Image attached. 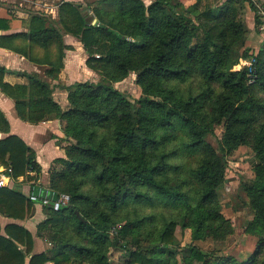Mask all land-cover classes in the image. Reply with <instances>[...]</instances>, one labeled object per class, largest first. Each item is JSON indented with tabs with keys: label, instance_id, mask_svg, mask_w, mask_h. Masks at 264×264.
I'll use <instances>...</instances> for the list:
<instances>
[{
	"label": "trees",
	"instance_id": "trees-1",
	"mask_svg": "<svg viewBox=\"0 0 264 264\" xmlns=\"http://www.w3.org/2000/svg\"><path fill=\"white\" fill-rule=\"evenodd\" d=\"M201 1L188 10L173 0H96L93 8L85 4L94 24L80 4L62 2L55 25L28 19L23 36L45 55L18 52L47 65L44 77L25 74L26 84L10 85L0 68V90L24 122L37 124L50 114L65 121L63 132L73 143L65 140L49 183L70 203L57 212L45 207L36 236L50 247L41 253H32L33 235L26 228L5 226L0 264H112L110 249L118 251L120 264H177V225L205 239L228 233L217 191L226 156L241 145L253 152L252 177L240 186L252 211L246 231L261 235L257 250L239 262L191 248L182 264H264V41L255 52L244 47L247 28L238 14L245 0L198 10ZM63 34L78 39L85 65L100 75L97 82L63 86L67 110L53 100L48 81L63 68ZM250 58L252 72L233 70ZM131 72L141 89L133 102L111 85ZM222 123L215 149L206 136ZM0 125L8 129L1 113ZM0 164L10 166L16 179L40 171L33 150L16 136L0 139ZM17 189L0 188V214L23 220L33 203ZM156 249L168 258L151 255Z\"/></svg>",
	"mask_w": 264,
	"mask_h": 264
},
{
	"label": "crops",
	"instance_id": "crops-1",
	"mask_svg": "<svg viewBox=\"0 0 264 264\" xmlns=\"http://www.w3.org/2000/svg\"><path fill=\"white\" fill-rule=\"evenodd\" d=\"M82 1L0 0V68L7 70V73L3 76L5 83L10 85L26 84L28 79L25 74H38L44 77L47 65L36 64L18 52L24 51L30 53L38 59L43 58L45 55L43 49L35 44H31L23 36L28 32V19L31 16L42 17L53 25L58 17V6L62 2L79 5ZM258 1L264 4V0ZM83 7L86 8V5H83ZM246 9L248 10L246 17L247 27L252 28L254 27L253 23L255 21L252 19L253 15H250L251 11L247 8V3ZM18 34L21 35L14 37ZM62 37L64 45L68 47L64 51L63 68L60 70L57 80L48 81L52 87L53 100L58 103L62 110H67V91L63 86H69L76 82H96L100 79V75L85 65L87 54L78 39L67 34H63ZM256 43L254 40L249 46H256ZM53 51L54 49H51L50 53ZM0 113L4 116L8 124L7 130L4 126L0 125V139L8 136H16L21 139L33 150L35 162L40 170L38 173L29 170L28 177L30 179L27 176H20L17 179L13 178L14 183L12 187L16 186L23 198L29 201L27 196L28 192L37 194L39 191L43 193V191L50 189V166L55 159L64 157V142L65 140L72 141V139L67 138L63 132L65 121L55 114L48 115L44 121L37 124H31L19 119L15 112L13 100L1 90ZM32 209L31 216L23 220L12 219L0 214V233L3 235L4 227L9 224H16L26 228L33 235L32 253L38 254L46 251L50 247L46 241L36 236V226L46 218V215L45 208L38 203H33ZM25 264H27V261ZM45 264L52 263L47 262Z\"/></svg>",
	"mask_w": 264,
	"mask_h": 264
},
{
	"label": "rangeland",
	"instance_id": "rangeland-1",
	"mask_svg": "<svg viewBox=\"0 0 264 264\" xmlns=\"http://www.w3.org/2000/svg\"><path fill=\"white\" fill-rule=\"evenodd\" d=\"M145 5L150 4L151 0H142ZM174 3L180 4L182 8L190 9L195 4V0H173ZM226 0H202L198 10H203L206 6H216ZM96 0H83L80 5L82 6V14L88 17V20L94 21L93 14L87 12L89 10L83 5L89 4V8L96 6ZM192 2V3H191ZM263 4V3H262ZM240 10L238 14L239 20L241 19L247 28V40L244 47H250L253 52L259 49V45L264 41V16L256 13V10L251 11L250 15H253L252 19L255 21L254 27L248 28L246 22L247 9L246 3L239 4ZM180 7H178L177 11ZM180 8V9H182ZM89 13V14H88ZM194 14H190V18H194ZM258 18L259 23L255 18ZM250 17V16H249ZM256 41V46H249L251 42ZM97 82V81H96ZM111 85L125 94L127 99L131 102L138 99L141 95V89L136 84V75L131 72L126 78L119 82L111 83ZM224 131L223 123L213 127V134L206 136V141L212 145L215 149H218L219 139L222 137ZM73 143V140L70 141ZM59 143H61L59 141ZM68 142L65 141L64 145ZM63 145V146H64ZM253 159V152L247 145H241L226 156V167L224 173V179L220 187L218 188V201L219 210L221 215L228 221V233L224 234L221 238H209L205 239L202 234L192 236L190 229H182L180 225H177L173 230V236L177 242L178 254L176 255L177 264H182V258L190 254V249L194 248L203 254L217 259L220 257H232L237 261H245L257 250V243L261 237L259 232L256 234L248 233L246 231L247 225L252 219V211L248 204L246 197L241 189V181L252 177L251 162ZM125 221H122V223ZM120 223V224H122ZM161 231V230H160ZM144 240V238H140ZM135 248V246H133ZM161 249L151 250V255L160 256L164 260L168 258L167 253L160 254ZM154 253V254H152ZM109 261L112 264H120L119 253L114 249L109 250ZM192 264H199L196 260L192 259Z\"/></svg>",
	"mask_w": 264,
	"mask_h": 264
},
{
	"label": "built area",
	"instance_id": "built-area-1",
	"mask_svg": "<svg viewBox=\"0 0 264 264\" xmlns=\"http://www.w3.org/2000/svg\"><path fill=\"white\" fill-rule=\"evenodd\" d=\"M248 4L250 3L256 13L264 16V4H262L258 0H245ZM98 57V56H96ZM254 59L250 58L248 60H240L237 65L233 67L234 71H239L242 67H246L248 72H252V66L254 63ZM14 183L13 176H12V169L10 166L6 167L0 165V188L4 187H12ZM39 191L37 194L33 192H28L27 196L29 201L32 203H38L42 207H49L52 211H59L63 207H66L70 203V196L65 193H57L56 191L52 190L51 188L48 190ZM41 193V194H40Z\"/></svg>",
	"mask_w": 264,
	"mask_h": 264
},
{
	"label": "water",
	"instance_id": "water-1",
	"mask_svg": "<svg viewBox=\"0 0 264 264\" xmlns=\"http://www.w3.org/2000/svg\"><path fill=\"white\" fill-rule=\"evenodd\" d=\"M96 22V20L93 21V24ZM71 140V139H70ZM76 216L81 219V217L79 216V214L77 212H75Z\"/></svg>",
	"mask_w": 264,
	"mask_h": 264
}]
</instances>
